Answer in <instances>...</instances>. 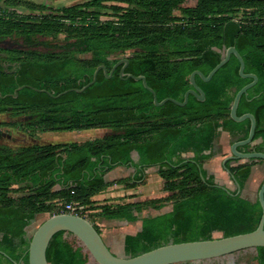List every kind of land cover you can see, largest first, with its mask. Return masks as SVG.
<instances>
[{
  "label": "trees",
  "instance_id": "1",
  "mask_svg": "<svg viewBox=\"0 0 264 264\" xmlns=\"http://www.w3.org/2000/svg\"><path fill=\"white\" fill-rule=\"evenodd\" d=\"M182 3L85 0L53 9L28 0H0V41L11 40L24 47H0V94L5 96L0 97V115L13 120L0 126L30 137L36 133L111 131L82 144L0 146V264H28L30 238L25 228L36 215L63 213V203L89 210L93 198L110 186L133 189L144 170L156 166L169 196L105 201L97 207L100 218L124 224L137 221L143 213L139 232L124 237L117 256L135 257L170 243L209 240L213 233L229 237L256 229L259 202L236 194L237 187L229 192L217 186L214 176L204 169L216 155L220 130L234 141L248 135L249 120L237 123L229 115L236 92L251 82L238 74L234 55L209 82L195 76L205 100L199 102L190 95L183 107L171 102L156 107L141 81L119 77L121 66L109 79L99 71L95 83L81 93L71 91L53 98L27 87L53 96L80 89L91 81L97 67L104 66L109 73L119 56L131 52L121 58L128 60L125 74L144 76L157 101L169 97L182 102L184 93L192 88L190 74L197 70L206 76L233 46L244 61V73L258 79L237 107L238 116L250 113L256 120L253 142L238 150L264 153V0H196L192 7ZM105 15L111 20H102ZM60 35L65 41L62 45L37 42L38 37ZM40 45L47 49L37 50ZM84 54L90 57L78 58ZM20 86L25 87L16 98L8 96ZM28 116L25 123L15 121ZM132 152L139 157L134 166L141 169L127 181L106 182L105 175L115 166L131 162ZM186 153L192 156L182 158ZM236 161L229 160L224 167L242 189L252 166L262 160L232 166ZM168 204L171 209L160 212ZM46 260L48 264H97L83 243L67 232L51 239ZM220 260L264 264V248L179 264Z\"/></svg>",
  "mask_w": 264,
  "mask_h": 264
},
{
  "label": "water",
  "instance_id": "2",
  "mask_svg": "<svg viewBox=\"0 0 264 264\" xmlns=\"http://www.w3.org/2000/svg\"><path fill=\"white\" fill-rule=\"evenodd\" d=\"M0 47L16 49L24 48L22 45L13 43L10 40L0 41ZM231 55H234L239 62L238 74L240 75V77L243 79H251V82L244 85L241 89L236 92L230 107L229 115L233 121L240 123L245 120H249L250 124L247 137L243 140H238L231 143L229 148L230 155L222 160V167L225 172L229 175V171L224 167V164L229 160L264 161L263 152H240L238 150L240 147H244L253 142L256 120L254 116L250 113H245L241 116H238L237 107L240 98L245 95L250 88L255 86L258 79L257 76L254 74L244 73V61L233 46L228 47L226 49L224 57L213 67V69L206 76L197 70L193 71L190 74L189 82L192 88L188 89L184 93L182 102L176 101L169 97L161 101H157L155 92L150 87H148L144 76H134L132 74L124 73V70L128 64L127 59H120L118 62H116L109 73H107V70L104 66L97 67L93 72L91 81L84 85L82 88L68 89L56 96H53V94L43 89L38 90L30 86L27 87L34 89L38 92L46 93L53 98H58L59 96L71 91L81 93L82 91H84L95 83L99 71H102L105 78L109 79L111 78L113 71L117 67L121 66L119 71V77L125 80L133 79L134 81H141L143 87L152 94L153 104L156 107H161L166 102H171L177 106L183 107L187 104L188 97L190 95L195 97V99L199 102H203L205 100V94L201 90V88L196 84L195 76L198 75L200 79L205 83L209 82L215 75V73L228 62ZM23 87L25 86L18 87L12 94L8 96L16 98L18 91L21 90ZM0 97L5 98V96H2L1 94ZM138 169H141V167H139ZM230 178L234 185L237 187L236 194H240L241 189L237 184H235L233 177L230 176ZM216 185L219 187H224L229 192L231 191L230 188L224 185ZM256 200L259 202L261 208V216L256 229H254L253 231L229 237H212L209 240L170 243L150 250L148 252L139 254L135 257L117 256L108 248V246L102 239L101 234L98 233L94 225L86 218L80 215L68 213L55 214L45 219L31 235L27 251L28 264H48L46 260V251L48 245L51 239L60 232H67L75 235L83 243V245L86 247V249L97 264H179L184 262L215 259L249 248H264V180L259 186Z\"/></svg>",
  "mask_w": 264,
  "mask_h": 264
},
{
  "label": "rangeland",
  "instance_id": "3",
  "mask_svg": "<svg viewBox=\"0 0 264 264\" xmlns=\"http://www.w3.org/2000/svg\"><path fill=\"white\" fill-rule=\"evenodd\" d=\"M28 1L36 3V4L44 5V6L49 7V8L59 9L62 7H70L73 5L80 4V3L84 2L85 0H28ZM194 2H195L194 0H183L182 6L183 7H192L194 5ZM18 11L21 13H24V14L26 13V11L24 9H21V8H19ZM175 14L179 15V12L176 11ZM109 19H110V17L108 15L102 16V20H104V21H107ZM14 41L20 42L19 40H14ZM37 42H39L40 44H46L47 46L48 45H62L65 43L62 35H60L56 38L38 37ZM47 46L40 45V46H38L37 50L45 51V49H47ZM129 56H131V52H127L123 56H119L118 59L127 58ZM89 57H90L89 54H84V55L78 56V58H83V59H87ZM0 121H2V122L12 121V119L6 115H0ZM0 131L9 135V139H7V137L0 138V146L5 145V146H9V147L14 148V149L20 148V147H27V146H31L34 144H37V145L70 144V143L82 144L86 141L94 140V139L100 138L104 135L111 134V131L107 132V131H101V130H86V131H79V132H77V131L76 132H55V133H45V134L36 133V135L34 137H30L27 133H23L21 131L15 130V129L14 130H7L5 127H0ZM216 142L217 143L215 144V148H214V150L216 152L215 156L218 155L217 152H219L221 149L220 146H218V138H217ZM232 142L233 141H230V144ZM258 142L259 141H256L253 144H256ZM131 155H132V159L134 160V162L137 163L138 158L136 156V153L132 152ZM229 155H230V151L228 148L227 153H225L223 155L222 154L218 155L219 159L216 160L215 163H217V165H220L222 160ZM181 157L182 158L191 157V154L186 153V154H183ZM243 162H244L243 160H239L236 162H232L231 165L235 166V165H238V164L243 163ZM252 167H253L254 171L252 173H250V176L247 179L244 187L241 189L240 195H241V197L246 198L250 202L254 203L256 201L257 191L259 189V186L261 185L262 181L264 180V162H262V161L256 162V164L253 165ZM157 171H158L157 166L156 167H150V168H147L146 170H144V176H143L142 180L136 181V183H135L136 186L133 189H131L132 194H130V197L134 196V197L139 198L140 200H144V199L165 198V197L169 196L170 193L165 192L163 190V180L159 177ZM223 171H224V174H223L222 179H225V181L228 182V174L225 172V170H223ZM119 176H121V178H123L127 181L131 177V172L123 170V168H119V170L114 175V177L118 178ZM112 178L113 177H111V176L107 177L108 180H110L111 182H114V180L113 181L111 180ZM214 181L216 184H219L218 181H216V179ZM112 186L115 187L111 190V192L114 195H117L120 191L126 190V188H124L123 185H112ZM228 187L231 189L232 192L236 189V186L233 183L231 184L229 182H228ZM54 189L58 190L59 187L56 186ZM124 197H126V196H124ZM123 199L124 198H122L121 196H118L117 199H112L109 202L120 203L121 201H123ZM103 202L104 201H102V200H94V204H93L91 209H89V210L83 209L82 212H83L85 218L88 221H90L93 225L98 227L100 232H102L101 230H103V229L107 230L110 227H111V229H113V228L121 229L124 225L123 222L119 221L115 225H105V222L104 223L100 222V219H99L100 217L98 216L97 207L102 205ZM99 203H101V204H99ZM170 209H171V207L168 204L160 212L164 213V212L169 211ZM50 216H52V214H48V213L40 214V215H36L34 217V219H32L30 221L29 226L27 228H25L27 233H28L29 238L31 237V235L33 234L35 229L45 219L49 218ZM116 236H117V234L113 236L114 241L109 242V248L115 254H120L122 243L115 239ZM212 237L218 238V237H221V235L219 233H213ZM119 245H120V247L117 248ZM231 257L232 256H230L229 258H231ZM223 261L224 260L213 261V262L212 261L211 262H204V264H225V261L224 262Z\"/></svg>",
  "mask_w": 264,
  "mask_h": 264
},
{
  "label": "crops",
  "instance_id": "4",
  "mask_svg": "<svg viewBox=\"0 0 264 264\" xmlns=\"http://www.w3.org/2000/svg\"><path fill=\"white\" fill-rule=\"evenodd\" d=\"M194 5L196 4V0H194ZM13 121V120H12ZM5 122H8V121H5ZM101 131H107L109 132V130H101ZM79 132V131H77ZM90 141V140H89ZM230 141H234V139H232V137L230 136V134L226 131H222L220 130V134L218 136V146H220V151L218 152V155H223L225 153H227V150L228 148H230ZM217 143V142H216ZM136 153V152H134ZM132 154V153H131ZM191 154V153H189ZM215 156L214 158H211L210 160H208L207 163L204 164V169L207 170V173L208 175H213L216 179V181H218V183L220 185H224L226 187H228V182L229 183H233L230 176L228 175V182L225 181V179H222L223 178V174H224V169H222V162L220 163V165H217V163H215L216 160L219 159V156ZM136 156L137 158L139 159L138 157V154L136 153ZM192 156V154H191ZM131 159H132V155H131ZM248 161H244L243 163H240V164H244ZM134 164H136L134 162V160L132 159L130 164H128L127 166H115L111 171H109L106 175H105V181L106 182H111L110 180L107 179V177L111 176L113 177L111 180L113 181H118V180H122L123 178H121V176H119L118 178H115L114 175L117 173V171L119 170V168H123V170H126V171H130L131 172V177L130 178H133L134 175L140 170L138 169L139 167H135ZM253 167L251 168V173L253 172ZM115 188L114 186H111L109 188H107L104 192H102L101 194H98L97 196H95L93 199L94 200H102V201H110L112 199H117L118 196H121L123 199V201L121 202H136V201H147V200H151V199H144V200H140L139 198L137 197H130V194H132V190L131 189H126V190H123V191H120L117 195H114L111 190ZM229 188V187H228ZM126 196V197H124ZM103 202V203H104ZM102 203V204H103ZM101 204V203H99ZM143 216V213H141L139 215V219L135 222H132V223H123V227L121 229H118V228H113L111 229L108 228L107 230H101L102 232H100L101 234V237L102 239L104 240L105 244L108 246L109 248V242L110 241H114L113 239V236L117 234L116 236V240L117 241H120L121 243L123 242L124 240V237L127 236V235H131V236H134L137 234V232H139L140 228H141V218ZM100 219V222H105V225H115L117 224V220H105L104 218H99ZM27 228V227H26ZM26 231V229H25ZM26 234L28 236V233L26 231ZM29 237V236H28ZM114 244V243H113ZM116 245V244H115ZM122 245V244H121ZM120 245L117 247L119 248ZM110 249V248H109ZM112 251V250H111ZM113 252V251H112Z\"/></svg>",
  "mask_w": 264,
  "mask_h": 264
},
{
  "label": "built area",
  "instance_id": "5",
  "mask_svg": "<svg viewBox=\"0 0 264 264\" xmlns=\"http://www.w3.org/2000/svg\"><path fill=\"white\" fill-rule=\"evenodd\" d=\"M63 213H68V214H74V215H80L85 218L82 208L78 207L76 204L73 203H63L61 205Z\"/></svg>",
  "mask_w": 264,
  "mask_h": 264
},
{
  "label": "flooded vegetation",
  "instance_id": "6",
  "mask_svg": "<svg viewBox=\"0 0 264 264\" xmlns=\"http://www.w3.org/2000/svg\"><path fill=\"white\" fill-rule=\"evenodd\" d=\"M30 119V117L28 116V117H20V118H17L15 121H17V122H21V123H25V122H27V120H29ZM2 121H0V123H1ZM0 127H5V126H0ZM7 130H14V129H12V128H8V127H5ZM2 137H7V139H9V135H7L6 133H4V132H2V131H0V138H2Z\"/></svg>",
  "mask_w": 264,
  "mask_h": 264
}]
</instances>
